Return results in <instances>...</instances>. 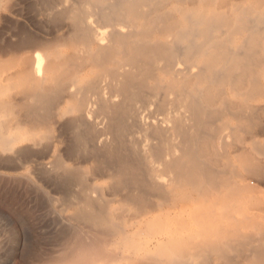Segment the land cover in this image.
Wrapping results in <instances>:
<instances>
[{"label":"bare ground","instance_id":"bare-ground-1","mask_svg":"<svg viewBox=\"0 0 264 264\" xmlns=\"http://www.w3.org/2000/svg\"><path fill=\"white\" fill-rule=\"evenodd\" d=\"M20 1L0 0V157L58 177L66 259L264 264V0H31L13 39ZM188 194L213 196L167 224Z\"/></svg>","mask_w":264,"mask_h":264},{"label":"rangeland","instance_id":"rangeland-1","mask_svg":"<svg viewBox=\"0 0 264 264\" xmlns=\"http://www.w3.org/2000/svg\"><path fill=\"white\" fill-rule=\"evenodd\" d=\"M29 1L31 3L33 2L31 0H22L19 2L20 15L16 17L17 21L20 22L19 31L13 39L23 37L25 35L23 31L25 30H35L34 24L37 20L34 16L35 11L31 9V5L33 4H30ZM7 32L6 23L1 21L0 37L7 38ZM21 53L28 57L32 56L31 50H22ZM6 159V156L0 157V264H52L51 262L57 260L60 261H58V264H75L69 261L71 259H66V255L70 252L67 246L70 248L71 239L61 232H63L66 227H75L76 223L69 224L65 221L72 213V209L65 205L67 202L64 193L60 192L59 194L56 190L58 186L54 184V180L58 182V177H53L51 175V177H49V175H47L48 178H46V174L44 173V175H42L43 173L39 170L37 162L32 158V160L28 158L25 161L12 159L9 162H7ZM254 185H256V189L258 188L257 191L259 190V195L264 197V182L260 184L254 182ZM192 195L188 194L187 197L181 199L180 202L182 201L183 204L177 201V204H175L176 206L173 208L171 206L170 208L169 205L165 206L164 209L169 208L167 210H170L168 214L165 213L168 217L165 219L167 224L173 222L172 218H179L180 215L182 219L184 216H187L186 218L184 217L185 220L183 219L184 222L186 221L185 226H192V228L190 227L191 229L195 227L194 225H196L197 217L201 215L200 210L205 207L202 206L203 199L205 198L204 200H206V198L210 196L211 199H208L210 201H204V204H208V202H211L213 195H208L202 200L195 199L194 197H196V195ZM192 197L194 200H192ZM196 200L198 201L196 202ZM178 202L181 205H185L184 208L179 205ZM187 204L189 205L187 206ZM196 204L197 206H195ZM178 206L179 208H177ZM179 210L181 211L178 213ZM198 211L200 214H196L198 215L196 217L194 214ZM170 212H172L173 215ZM262 215H264V212H262ZM191 219L194 223H192ZM188 227L187 229H190ZM115 239L118 241V236H115ZM62 252L67 254H62ZM60 255H65L66 261L62 262L61 260L64 259L60 258ZM118 260L119 259L113 261L103 260L95 263L132 264L124 259ZM211 260L212 259H209V262L214 264ZM53 264H56V262ZM78 264H82V262L80 261Z\"/></svg>","mask_w":264,"mask_h":264}]
</instances>
